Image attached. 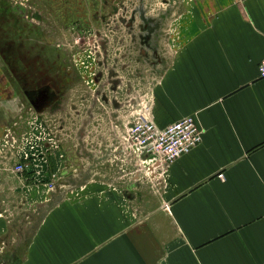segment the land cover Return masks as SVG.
<instances>
[{"label":"crops","instance_id":"0c3cea01","mask_svg":"<svg viewBox=\"0 0 264 264\" xmlns=\"http://www.w3.org/2000/svg\"><path fill=\"white\" fill-rule=\"evenodd\" d=\"M181 12L152 46L151 112L159 129L194 117L201 143L120 191L105 177L64 196L25 181L36 193L23 221L0 218V264H264V0H182ZM7 95L0 136L29 117ZM9 172L0 164V210L23 197Z\"/></svg>","mask_w":264,"mask_h":264},{"label":"rangeland","instance_id":"374dc122","mask_svg":"<svg viewBox=\"0 0 264 264\" xmlns=\"http://www.w3.org/2000/svg\"><path fill=\"white\" fill-rule=\"evenodd\" d=\"M181 11L182 0H0V95L8 93L5 99L11 98L15 110L39 121L29 128L28 117L23 125L16 120L6 127L17 137L33 136L42 124L49 145L57 147L31 166L39 174L8 173L16 180L11 192L23 197L14 210L7 204L0 210L2 220L21 214L23 221L26 195L36 193H27L25 181L46 195L63 196L103 177L116 190L133 184L142 168L119 157L125 127L156 85L152 46L166 40L168 25ZM168 45L162 41L160 52L165 54ZM62 164L76 173L62 177ZM53 175L57 188L50 191Z\"/></svg>","mask_w":264,"mask_h":264},{"label":"built area","instance_id":"2783aa9c","mask_svg":"<svg viewBox=\"0 0 264 264\" xmlns=\"http://www.w3.org/2000/svg\"><path fill=\"white\" fill-rule=\"evenodd\" d=\"M258 75L261 80H264V60L258 66ZM151 103L152 97L150 96L147 103L140 105L142 109L139 113L132 116L135 117V121L125 127V139L122 146V152L126 157L135 160V165L148 172L160 169L159 166L166 168L179 158L188 155L201 143L203 135V130L198 126L194 117L184 118L163 129L157 128L153 122ZM32 116L33 114L30 113L27 121L29 128L35 127V124L39 122ZM38 128V131L33 130V136L27 132L17 137L11 128L3 131L0 136V164L5 170L17 176L30 172L37 174V170H31V166L36 168L37 163L45 160V151L47 153L50 150L49 154H52L57 150L54 143L52 147L49 145L51 139L47 138L43 125L41 124ZM38 147H41V150L37 152ZM59 159H63V156L60 155ZM6 166L10 168L7 169ZM52 178V182L47 184L50 191H55L56 176L53 175ZM58 189L61 190L62 187L58 186Z\"/></svg>","mask_w":264,"mask_h":264}]
</instances>
